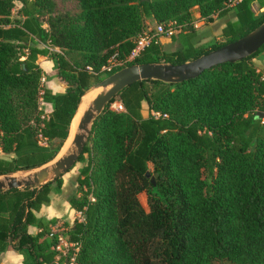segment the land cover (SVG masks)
I'll return each instance as SVG.
<instances>
[{
    "label": "trees",
    "instance_id": "trees-1",
    "mask_svg": "<svg viewBox=\"0 0 264 264\" xmlns=\"http://www.w3.org/2000/svg\"><path fill=\"white\" fill-rule=\"evenodd\" d=\"M15 1L23 20L11 19ZM62 1L0 0V149L7 156L0 174L53 157L83 91L124 67L101 70L113 56L126 60L146 18L155 25L175 21L189 35H180L181 47L169 53L152 40L126 65L179 64L264 20V0H65L73 8L64 11ZM254 4L263 11L256 13ZM195 7L207 22L233 14L224 41L194 43ZM263 53L264 44L180 83L134 82L106 105L78 158L83 166L68 198L83 216L65 234L77 264H264V115L257 116L264 113V77L252 61ZM38 55L52 60L64 92L41 84ZM114 100L124 110L110 109ZM41 102L51 111L44 113ZM62 184L61 176L40 187L0 190V252L10 247L23 264H55L58 238L48 234L58 219L34 212ZM29 226L40 231L32 235Z\"/></svg>",
    "mask_w": 264,
    "mask_h": 264
},
{
    "label": "water",
    "instance_id": "water-1",
    "mask_svg": "<svg viewBox=\"0 0 264 264\" xmlns=\"http://www.w3.org/2000/svg\"><path fill=\"white\" fill-rule=\"evenodd\" d=\"M263 44L264 20L242 37L179 64L157 61L121 67L83 91L70 120L67 135L53 157L38 166L1 173L0 190L40 187L67 173L82 154L95 119L128 85L143 80L164 83L187 81L211 67L249 57ZM263 115V112H257V116ZM145 175L150 177L149 172ZM150 180L155 184L154 177H150Z\"/></svg>",
    "mask_w": 264,
    "mask_h": 264
},
{
    "label": "crops",
    "instance_id": "crops-1",
    "mask_svg": "<svg viewBox=\"0 0 264 264\" xmlns=\"http://www.w3.org/2000/svg\"><path fill=\"white\" fill-rule=\"evenodd\" d=\"M16 9L19 10L18 18L20 20L24 19V15L21 11L22 3L20 1H15ZM14 6V7H15ZM197 10V8L195 7ZM263 10V9H261ZM12 18V17H11ZM197 20V26L194 28V43H210L214 40H218L219 38H224L222 35L223 28L225 24L229 20H234L233 14L228 13L225 16L214 18L213 21L207 22L203 19L199 20V13L197 12L196 18ZM154 25L155 22L153 21ZM204 26V27H203ZM203 27V29H201ZM180 35H189L187 31H176L173 35L167 36V35H161L159 37V42L165 50L170 49L172 44L174 45L173 49L170 51H175L181 47V41L179 39ZM39 47H47L45 44H40ZM163 49V50H164ZM261 67L264 68V53L263 56L260 58ZM36 63L40 66V68L43 71V77L45 78L44 86L51 89L52 92H64L66 90V83L63 82L58 75L56 74V70L53 67V62L49 58V56H43L38 55ZM41 105L44 106V110L46 113L51 111V104L41 102ZM7 156L5 153H3L0 149V158H6ZM62 188V186H61ZM34 214L36 217H43L47 219L56 218L60 220H70L73 218L76 214L75 210L72 209L68 203L67 198H62L61 194L58 195L57 192H50L49 193V203L46 205H42L38 211H35ZM58 224L55 225L57 227ZM37 231H40L39 228L35 226H29L28 232L30 234H35ZM50 232L54 233V236L63 237L66 238V233L59 232L57 233L55 231L54 226L51 228ZM48 237L49 234H48ZM51 238V237H50ZM60 256V255H59ZM58 256V257H59ZM62 258H65L64 256H61ZM58 260L56 259L55 264H58ZM64 262H61V264H64ZM0 264H23V256L19 254L17 251L13 250L12 248H7L6 250L0 252ZM60 264V263H59Z\"/></svg>",
    "mask_w": 264,
    "mask_h": 264
},
{
    "label": "rangeland",
    "instance_id": "rangeland-1",
    "mask_svg": "<svg viewBox=\"0 0 264 264\" xmlns=\"http://www.w3.org/2000/svg\"><path fill=\"white\" fill-rule=\"evenodd\" d=\"M72 8H73V6H72V3H70V2L69 3H65V0H63L62 2H59V9L62 10V11L66 10V9H72ZM253 10L256 13H258L259 11H263V10L258 8V4H254ZM196 14H197V10L195 8H193L191 10V17L193 19H195L196 18ZM17 15H19V10H17L16 6H15L13 8L12 12H11V17H12L11 19L13 21L20 20V18H18ZM144 24H145V27H144L143 33L144 32L145 33L149 32V30L152 29L155 26L154 23H153V20H151L149 18L145 19ZM44 26H46V24H44ZM203 27L201 29H203ZM224 40L225 39L221 37L217 41L218 42H220V41L222 42ZM174 45L172 44L170 49H168V48H167V50H165L164 48H162V49H164L165 52L169 53L173 49ZM55 49H56L55 51H59L58 48H55ZM65 56L71 62H73L76 59V56L74 54H72V53H68ZM262 56H263V54H262ZM260 58L261 57L253 58L252 61L255 64V66L257 67V69H259L262 72V75L264 77V68L261 67V64H260L261 62H259ZM130 61H132V60L126 59L124 62H121V61L119 62L116 59H113L111 61L110 65L111 66H127L126 63L130 62ZM59 78L63 82H65L61 77H59ZM41 84L44 85V83H41ZM40 106L44 110V106L41 105V103H40ZM141 112H142V114L144 116H147V114H148V105H147L146 102H142L141 103ZM44 113H46L45 110H44ZM82 166H83V163L77 162V163H75V165L67 173H65L62 176V182H63L62 188L57 192L58 195L61 194L62 198L65 197V198L68 199L70 194L76 189V187H77L76 178H77V176L79 174V170H80V168ZM138 197H139L140 202L142 203V205L145 207V209H148L147 203H146V194L144 192H142V193H140L138 195ZM75 220H79V221L83 220L82 214L79 213V212H76L75 216L73 218H71L70 220H67V221L58 219V221L56 223V224H58V226L57 227L54 226L55 231L57 233H59V232L67 233L68 228L73 225ZM75 252H76V247H74V245H68L66 247H62L61 250L57 251V253H58L57 256L60 255V256L66 257V259L64 260L65 261L64 264H71V262H72L71 258L75 257ZM74 264H77L75 262V260H74ZM213 264H235V263L227 261V260H216V261H214Z\"/></svg>",
    "mask_w": 264,
    "mask_h": 264
},
{
    "label": "built area",
    "instance_id": "built-area-1",
    "mask_svg": "<svg viewBox=\"0 0 264 264\" xmlns=\"http://www.w3.org/2000/svg\"><path fill=\"white\" fill-rule=\"evenodd\" d=\"M200 19H202V18L199 16V20ZM196 23H197V20L195 19L193 22L194 28L197 26ZM177 29L178 28H177V24L175 21H170L167 25L156 24L152 29L149 30V32H147V33L144 32L137 37L136 45L126 59L134 60L138 56L140 51L143 50L144 47H146L152 40L159 41V37L161 35L171 36L174 34V32L177 31ZM47 47L50 50H56L55 48H52L48 45H47ZM113 59L117 60V58L115 56L111 57L109 59V61L105 65L102 66L101 70L106 71V70L112 69L113 67H117V66H111L110 65V63ZM117 61H119V60H117ZM87 68L89 71H92V69L90 67H87ZM44 82H45V78L42 76L41 77V83H44ZM109 107H110V109H113L115 111L124 110L123 105L118 100H114L113 102H111ZM49 236L53 237L54 233L50 232ZM56 237L58 238L57 244L55 246H53V249L56 251L61 250L62 247H66L68 245H74V243L69 242L67 239H64L62 236L61 237L56 236ZM56 259L58 260L59 257L56 256ZM71 260H72L71 264H74V257H72Z\"/></svg>",
    "mask_w": 264,
    "mask_h": 264
}]
</instances>
